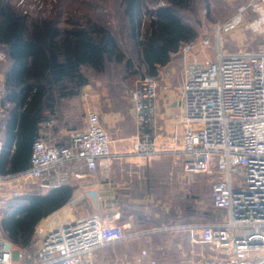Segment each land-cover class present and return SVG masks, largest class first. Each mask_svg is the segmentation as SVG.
I'll use <instances>...</instances> for the list:
<instances>
[{
  "label": "built area",
  "instance_id": "obj_1",
  "mask_svg": "<svg viewBox=\"0 0 264 264\" xmlns=\"http://www.w3.org/2000/svg\"><path fill=\"white\" fill-rule=\"evenodd\" d=\"M253 29H264V0H252ZM246 9V8H245ZM242 25L236 14L215 27L213 57L199 60L209 47L206 38L180 46L182 60L179 110L167 116L168 137L179 156L184 175L210 177L208 223L172 224L161 230L199 232L196 242L208 252L200 264H264V50L224 52L221 33ZM6 54L0 47V62ZM158 79L143 77L127 94L135 125L132 153L144 160L158 154ZM162 82V83H161ZM41 124L33 140L29 165L0 172V202L32 192L45 193L70 180L87 182L34 227L30 241L18 247L0 231V264H91L97 250L131 239L129 221L103 213L100 192L89 187L111 163V139L100 122V111L88 108L83 124L67 132V144L56 143ZM3 141L0 136V151ZM5 194L9 196H5Z\"/></svg>",
  "mask_w": 264,
  "mask_h": 264
},
{
  "label": "rangeland",
  "instance_id": "obj_2",
  "mask_svg": "<svg viewBox=\"0 0 264 264\" xmlns=\"http://www.w3.org/2000/svg\"><path fill=\"white\" fill-rule=\"evenodd\" d=\"M206 1L207 8L204 0H195L194 7L183 12L184 18L197 30V37L206 38L210 44L204 52L196 55L197 59L214 56L215 27L236 14H240L242 25L230 32L221 33L222 50L224 52L264 50V29L256 30L250 26L255 14L247 6L252 0ZM8 2L30 17L52 20L61 28L86 26L92 22L111 29L125 57L124 60L128 59L130 65L126 66L125 61L115 59L107 62L101 71H95L87 66L82 67L88 83L81 86L74 96L59 98L50 118L56 120L60 129L55 134L56 140L63 143L70 129L83 124L88 108L94 107L104 113L115 114L116 117H120L115 123L120 121V124H116L114 130L109 132L111 149L112 151L130 149L131 140L125 137L135 134V125L129 112L127 94L131 87L143 78L145 71L138 62V49L121 15L117 0H8ZM165 2L166 0H144L142 33L145 32L149 12ZM5 65L6 59L0 62V119L4 114L1 95ZM182 65V60L176 54L167 65L158 68V73L171 70L170 81L177 86L181 84ZM158 73L155 75L157 79ZM160 146L165 147L164 144ZM171 158V155H163L158 159L157 162L164 168H161L163 170L155 167L154 161L151 165H146L144 172L146 178L137 179L132 184L134 194L137 191V194L139 192L141 194L140 198H163L165 205L173 214L172 221L179 219L184 223L199 224L215 218L216 214L211 209L210 177L196 173L191 176L189 182L177 179ZM123 192H118L124 212H127L123 214L125 216L123 219L134 223L128 212L134 213L136 223L132 225L133 232L138 235L92 253L91 264H200L203 257L210 252L206 245L196 242L199 232L169 233L168 230H162L165 233L153 232L160 224L155 223L150 215V211L157 207L156 203L148 200L140 203L141 201L136 200L133 204L128 202L131 198L121 195ZM17 198L10 197L0 202V221L3 213L9 210L10 204L22 202ZM147 209L149 213L145 214ZM191 209L200 217L190 216ZM162 226L159 225L160 229L166 224ZM0 231L2 232L1 224Z\"/></svg>",
  "mask_w": 264,
  "mask_h": 264
},
{
  "label": "trees",
  "instance_id": "obj_3",
  "mask_svg": "<svg viewBox=\"0 0 264 264\" xmlns=\"http://www.w3.org/2000/svg\"><path fill=\"white\" fill-rule=\"evenodd\" d=\"M117 2L138 49L143 77H155L158 68L167 65L176 54L181 59L180 46L197 38V30L183 16L184 11L194 7L195 0H166L156 6L149 12L144 33V0ZM204 5L207 8L206 0ZM0 47L6 54L0 172H16L29 165L31 144L39 135L41 124L53 116L57 100L74 96L88 83L82 67L101 71L107 62H123L125 57L110 28L92 22L61 28L52 20L22 13L8 0H0ZM129 62L125 61L126 66ZM49 129L56 143L67 144V137L63 143L56 140L55 134L60 130L57 122L45 128ZM80 185L79 181L70 180L45 193L20 196L17 199L22 202L10 204L3 213L2 233L18 247L26 245L37 222L63 204ZM190 216L200 217L193 209Z\"/></svg>",
  "mask_w": 264,
  "mask_h": 264
},
{
  "label": "crops",
  "instance_id": "obj_4",
  "mask_svg": "<svg viewBox=\"0 0 264 264\" xmlns=\"http://www.w3.org/2000/svg\"><path fill=\"white\" fill-rule=\"evenodd\" d=\"M171 72H172L171 70L164 71L163 74H165L164 77L165 81H163V83H165L166 85L159 88V96H160L158 101L159 127L155 133L157 141L159 143L158 154H156L149 160H144L143 158L134 155L131 150L134 134L130 136L127 135L125 138H130L131 140L130 149H126L125 151L123 150L112 151L111 149L112 156H111V163L109 169L107 171H99L96 177L92 179L89 184L90 187H93L94 189L100 192L104 206L103 213L106 216L115 215V218L118 219V221L120 220L124 221L123 218L125 216H123V214L127 213L124 212V208L121 205L122 200L119 199L120 195L118 194V192L124 191L121 195L124 196L125 198H131V200H128V202L133 204H135L136 200L141 201L140 203H144L145 200L146 201L148 200L150 202H155L157 207L153 209L152 212L150 211V215L152 219L155 220L154 221L155 223L157 224L160 223L158 224V228L156 230H153V232L156 233H165V231L162 232V230L160 229L161 227H159V225L162 226L166 224V226H169L172 225L171 223L181 224L183 221L179 219L177 220L173 219V221L171 220L173 214L170 212L167 205H165L164 203L165 200H163V198H140L141 194L140 192L139 194H137V191L135 195L133 192L132 184H134L135 183L134 181H136L137 179L146 178L144 173L146 170V165H151L152 161H154L153 163L155 167L159 168L160 170H163L164 168L157 162L158 159H160V157H162L163 155H171L172 157L171 161L174 163L177 179L180 180L183 179L184 181L186 180L187 182H189L192 178L191 176H186L183 174L180 167L179 156H177L178 153L174 149L175 147L177 148L178 146L174 145L168 137L170 120L169 118H167V116L179 110V90H180V83L179 85L175 86V84L173 85L172 82L170 81ZM114 115L115 114L104 113L100 111V122L108 132L113 131L116 124H120V121L115 123V121L119 120L120 117L119 116L116 117V115L115 116ZM161 144H164L165 147H161L160 146ZM80 184L87 185V182L85 183L80 182ZM117 187H120V189H118ZM147 210L148 211H146L145 214L149 213V209ZM128 213L131 215V217L129 218L133 219V222L136 223L135 217L133 216L134 213H130V212ZM165 220H169V221L166 222ZM125 221H129V220H125ZM134 223L131 222V225H133ZM182 224H191V223H182ZM133 226H132V232H133ZM168 232L178 233V232H185V230L168 231Z\"/></svg>",
  "mask_w": 264,
  "mask_h": 264
}]
</instances>
